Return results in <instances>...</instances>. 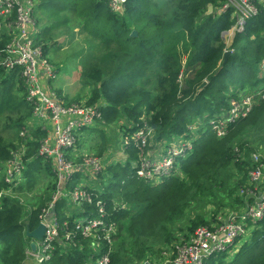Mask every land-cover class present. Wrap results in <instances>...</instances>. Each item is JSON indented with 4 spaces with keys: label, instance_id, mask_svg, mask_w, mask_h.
<instances>
[{
    "label": "trees",
    "instance_id": "trees-1",
    "mask_svg": "<svg viewBox=\"0 0 264 264\" xmlns=\"http://www.w3.org/2000/svg\"><path fill=\"white\" fill-rule=\"evenodd\" d=\"M37 1L39 43L45 50L50 36L72 24L102 46L81 73L84 86L92 88L86 105L101 113V128L95 126L101 138L102 127L125 120L121 134L148 124L154 142L171 143L179 136L193 139L194 150L180 162L182 175L162 183L153 185L136 176L138 151L125 150L121 137L118 151L126 160L118 157L99 176L91 177L94 203L102 198L111 214L107 222L119 227L112 264H158L163 252L175 250L181 238H190L199 226L214 227L219 214L253 202L250 195L241 198L237 192L254 187L249 173L258 165L253 155L264 148V98H257L247 117L228 124L224 138H218L213 122L230 111L232 98L264 92L262 0H254L258 13L236 33L229 48L224 33L236 20L234 8H224L227 0H128L120 14L111 10L108 0ZM210 4L214 11L208 14ZM134 30L137 36H132ZM228 49L233 51L225 61ZM6 73L0 67V117L5 123L0 130V264H26L31 242L26 229L40 224L56 183L53 163L36 158L45 135L41 130L31 132L27 141L24 160L29 164L21 184L13 188L6 181L5 167L12 150L22 145L20 133L33 115L23 79ZM204 81L207 85L198 93ZM114 144V138L104 137L95 154L103 157ZM70 159L77 160L75 155ZM43 174L49 186L38 192ZM81 176L77 173L68 189L79 185ZM30 193L36 196L34 204L23 199ZM55 207L61 220L70 221L75 238L56 243L52 258L44 264H86L98 252L75 229L73 218L64 215V211L75 214L67 201L58 199ZM249 233L237 251L216 252L204 264H264V218Z\"/></svg>",
    "mask_w": 264,
    "mask_h": 264
},
{
    "label": "built area",
    "instance_id": "built-area-1",
    "mask_svg": "<svg viewBox=\"0 0 264 264\" xmlns=\"http://www.w3.org/2000/svg\"><path fill=\"white\" fill-rule=\"evenodd\" d=\"M228 2L238 14L234 31L241 32L248 19L257 14L253 8L254 0ZM108 3L112 11L120 14L127 9L128 0H108ZM37 6V0H0V67L9 76L20 75L26 86L27 100L33 106L34 119L47 121L51 129L50 135L40 142L38 156L43 162L53 163L56 189L51 203L48 208L43 209L40 217L46 226L45 235L36 241L35 252L28 250V259L32 258L35 264H44L52 258L56 243L73 242L75 233L69 230L70 221L61 220L55 207L58 199H65L70 207H74L72 210H75V214L64 212V215L73 218L75 229L90 240L93 249L98 252L90 255L86 264H112L111 254L119 227L115 222H107L111 214L106 210L105 201L101 198L94 203L92 186L79 184L71 190L68 189L77 173L93 180L91 177L99 176L105 169L100 157L84 154L79 146V136L84 129L100 127L98 124L101 113L98 107L68 103L51 91L49 84L57 78V71L51 64L44 45L39 43ZM227 33L228 31L224 36ZM259 97L264 98L263 91L257 94L243 93L232 98L230 111L217 122H213V130L218 138L226 137L228 124L247 117ZM20 136L24 141L17 149L12 150L13 157L8 161L4 172L6 181L13 188L21 184L23 173L29 164L24 160L29 151L26 129L22 130ZM121 138L125 150L135 148L138 151L136 176L153 185L162 183L166 178L182 175L180 162L194 150L193 139L181 140L182 136L171 143L154 142V130L148 124L132 133L124 132ZM152 146L157 147L161 155L151 156L148 148ZM73 152L76 161L70 159ZM254 156L258 157L253 155V160ZM256 164L257 167L249 173L254 190L241 189L253 199L246 210L231 213L218 226H199L190 238H181L175 245V250L170 253L172 257L168 258L170 254L165 252L168 259L161 264H204L216 252L227 250L234 253L239 249L241 239L264 218V189L259 196L255 194L264 183L262 156ZM1 198L2 194L0 200ZM87 209L90 210L86 211ZM78 214L83 216L78 217Z\"/></svg>",
    "mask_w": 264,
    "mask_h": 264
},
{
    "label": "rangeland",
    "instance_id": "rangeland-1",
    "mask_svg": "<svg viewBox=\"0 0 264 264\" xmlns=\"http://www.w3.org/2000/svg\"><path fill=\"white\" fill-rule=\"evenodd\" d=\"M264 2V0H262ZM229 2L228 0L226 1L224 8L226 6V9L232 7L228 5ZM255 13H258V7L255 4L254 7ZM37 11H38V6H37ZM36 11V13H37ZM214 11V9H213ZM212 11V12H213ZM234 19H238V14L236 11H234L233 14ZM38 19V18H37ZM36 19V20H37ZM249 20V19H248ZM130 23V21H129ZM235 23V25H236ZM235 25L231 28V30L228 31V33L224 36L225 42L227 45L231 46L233 45V40L236 36L235 33ZM137 31V30H134ZM51 42H49V45L51 43V46L48 45L47 47V56L57 71V78L54 79L52 82H50L51 86V91L55 92L58 94L62 99L65 100L64 96L66 97L67 101L69 102H81L86 100L92 93V88L91 87H85L84 82L82 81V76L81 73L84 69V67L91 61V59L97 55L101 49L102 46L98 40L92 39V37L86 35L85 33L81 32L78 28H73V24L71 25L70 29L69 26H63L61 31H56L55 35L50 36ZM229 48V47H228ZM232 52V50H230ZM20 75L18 74L17 77ZM89 91V93H88ZM4 116L0 117V130H1V123H2V128L5 127L4 123ZM39 122V120H38ZM127 125L125 123V120H120V124H112L108 126L102 127V132L101 136L98 133L96 137H93L92 139H89L87 137V133L84 134L82 137V140L87 142L89 147H83L82 149H91V155L97 156L95 153L98 151L95 149L97 145L100 142H103V138L106 136H109L111 138H114L115 144V154L116 151L119 150V145H120V137H122L121 134V128L120 125ZM122 125V126H123ZM25 129V128H24ZM23 129V130H24ZM6 135H10L9 129L5 130ZM22 132V131H21ZM112 135V136H111ZM81 136V135H80ZM21 137V136H20ZM185 139L184 137L181 138V140ZM18 140V138H16ZM94 141V142H93ZM96 142L95 145L92 146L93 143ZM189 143V141H184ZM82 142L80 140L79 146L81 148ZM92 146V147H91ZM95 149V150H94ZM114 151V150H113ZM254 155H258V157L254 156V160L258 161L261 158V153L264 154V148L262 147L259 151H256ZM89 153V154H90ZM113 154L107 155L106 158H104V162L111 157H114ZM119 155L120 152H119ZM100 157V156H99ZM115 158V157H114ZM110 161V160H109ZM255 161V163H256ZM86 178V177H84ZM87 179V178H86ZM85 180V179H84ZM84 180H82L84 182ZM37 190L38 192H42L44 188L49 186V180L48 177L43 174L40 175L38 178V183H37ZM261 190L259 192L255 193L257 196H259ZM237 195L242 198L244 196V191L239 190L237 192ZM34 194H29V195H23V199H26L27 201L31 200L34 204L35 198ZM34 199V200H33ZM23 202V200H21ZM251 204V203H250ZM29 205V204H27ZM240 207V205H239ZM82 214H78V217H82ZM246 238L245 240H247ZM242 240L238 244V248L242 245V243L245 241ZM31 241V240H30ZM167 257H163L160 264L163 263L166 260ZM149 263V262H146ZM26 264H35L31 260H28Z\"/></svg>",
    "mask_w": 264,
    "mask_h": 264
},
{
    "label": "crops",
    "instance_id": "crops-1",
    "mask_svg": "<svg viewBox=\"0 0 264 264\" xmlns=\"http://www.w3.org/2000/svg\"><path fill=\"white\" fill-rule=\"evenodd\" d=\"M228 47H229V45H228ZM44 86H46V82H44ZM49 87L51 88V86H50V84H49ZM52 89V88H51ZM88 93H89V91H88ZM58 94H60L59 92H58ZM61 95V94H60ZM62 96V95H61ZM91 96V95H90ZM90 96L86 99V100H84V101H81L83 104H86L87 103V101L90 99ZM64 98H65V100H67L66 99V97L64 96ZM69 102V101H68ZM71 103V102H70ZM72 103H74V102H72ZM99 128H101V127H99ZM26 131L28 132V139H26L27 141H30V136L32 137V135H30L31 134V132H35V131H39V130H41V131H43L44 133H45V135L43 136V138L40 140V142L41 141H43L45 138H47L49 135H50V131H51V129L49 128V123L47 122V121H40L39 120V122H38V120L37 119H34V117H33V115H32V117L29 119V121H28V124H26ZM97 131H101V130H99L98 128H95V127H91V128H86V129H84L83 131H82V133H81V142H82V145H81V148H80V150H81V152H83L84 154H89L90 152H91V149L89 148V150H90V152H89V150L88 149H82L83 147H89L88 146V144H87V142H85V141H83L82 140V137L84 136V134L85 133H87V137L89 138V139H92L93 137H96L97 136V134H98V132ZM112 136V135H111ZM23 141H24V139H23ZM94 142V141H93ZM92 142V143H93ZM95 143H93L92 144V146L94 145ZM91 146V147H92ZM38 150H39V148H38ZM114 150V151H113ZM115 152V148H109L107 151H106V154L103 156V157H100L102 160H103V163H104V165H105V168H106V166H107V164L108 163H113L112 162V160H118V157H121L120 155H119V151H116V154L114 153ZM161 151L157 148V147H155V146H152V147H150V149H149V153H150V155L151 156H155V155H161V154H159ZM114 153V157H111V158H108L105 162H104V158H106L107 157V155H109V154H113ZM91 154V153H90ZM121 154V153H120ZM71 155H75V153L73 152ZM36 158H38L42 163H46V162H43L42 160H41V158L38 156V151H37V154H36ZM110 160V161H109ZM119 160H123V161H125L126 160V156L125 157H121ZM85 179V180H84ZM80 180H81V185L82 186H92V180L90 179V178H84V176H81V178H80ZM82 180H84V182L82 181ZM262 189H264V183L263 184H261L260 186H259V189H258V191L259 190H262ZM250 190H254V187H252ZM250 202H251V199L250 200H248L247 201V203H245V205H243V207L241 208V209H239V210H237V211H233V210H229V211H227L226 213H224V214H219V216L217 217V220L215 221V222H213V224H212V226H214V225H216L215 223H219V222H221L222 220H226L227 218H228V216L231 214V213H237V212H240V211H242V210H246V208H247V206L250 204ZM29 207H31V206H35V205H28ZM32 208V207H31ZM74 207H71V209H73ZM64 212H68V211H64ZM63 212V213H64ZM250 235H251V233H248L247 235H245L242 239H241V241L242 240H245L246 238H250ZM247 239V240H248ZM240 241V242H241ZM173 251V250H172ZM172 251L170 252V253H172ZM167 253V252H166ZM166 253L165 252H163V257L165 256V257H167V255H166ZM170 253H168V254H170ZM169 257H172V255L170 254L169 256H168V258ZM167 258V259H168ZM28 260H31L32 262H33V260H32V258H30V259H28ZM28 260L26 261V263L28 262ZM150 264V263H149Z\"/></svg>",
    "mask_w": 264,
    "mask_h": 264
},
{
    "label": "water",
    "instance_id": "water-1",
    "mask_svg": "<svg viewBox=\"0 0 264 264\" xmlns=\"http://www.w3.org/2000/svg\"><path fill=\"white\" fill-rule=\"evenodd\" d=\"M212 11H213V6L210 4L209 5V9H208V14H211ZM137 34H138L137 31H133L132 32V36H137ZM231 53L232 52L229 49L225 52V55H224L225 61L227 60V58L229 57V55ZM206 85H207V81H204L202 83V85L198 88V93ZM45 231H46V226H45V224L43 222H41L38 225V227L36 229H34V230H31L29 227H27L26 236L31 239L30 249H31L32 252H35L37 250V242L36 241H39V240H41L44 237ZM146 264H149V263H146Z\"/></svg>",
    "mask_w": 264,
    "mask_h": 264
}]
</instances>
